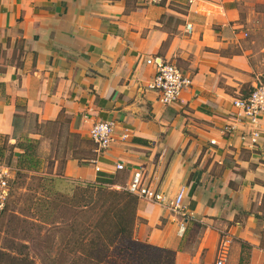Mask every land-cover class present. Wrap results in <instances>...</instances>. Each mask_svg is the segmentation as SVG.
<instances>
[{"label":"crops","instance_id":"0c3cea01","mask_svg":"<svg viewBox=\"0 0 264 264\" xmlns=\"http://www.w3.org/2000/svg\"><path fill=\"white\" fill-rule=\"evenodd\" d=\"M210 3L0 0V161L9 166L11 152L17 167L32 157L22 141L42 150L48 124L67 123L71 152L72 137L86 145L68 155L51 143L53 173L66 158L67 177L118 184L123 173L125 187L141 170L164 193V201L137 196L136 239L174 249L175 264H214L221 235L230 234L228 264H243L246 248L248 264H264V118L256 146L241 129L224 131L229 123L249 130L232 117L249 64L234 26ZM154 57L193 76L170 105L149 86ZM99 120L116 123L114 141L98 156L101 170L80 158Z\"/></svg>","mask_w":264,"mask_h":264},{"label":"rangeland","instance_id":"374dc122","mask_svg":"<svg viewBox=\"0 0 264 264\" xmlns=\"http://www.w3.org/2000/svg\"><path fill=\"white\" fill-rule=\"evenodd\" d=\"M210 1H212L210 4L213 10L219 15H223L226 20L228 19L227 21L230 22L231 26H234L238 33L240 39L239 52L247 57L249 64V79L244 84V94H246L258 82L264 83V0ZM48 125L46 134L49 141L41 145L42 150H39L40 143L22 141L25 146L28 144L33 145V149H31L33 158L24 159L23 163L20 158L17 167L10 165L8 158H11V152L8 154V160L5 159L11 167L10 172L13 176V189L8 201V203L10 202L9 210L6 214L11 209L12 213L18 212L23 220L19 222L16 232L5 233L11 212L4 216L0 246L8 247L7 249L12 250L17 257L26 255L31 257L35 264H71L75 254L67 249L70 245L69 237L72 233L70 223L73 220L75 221L77 217V227L80 228L81 212L73 214L74 211H66L68 207L62 205L68 197L66 193L63 191V194L51 192V181L40 175L59 174L65 176L63 161L66 158H60L56 173L51 170V143L52 148L58 152L60 148H62V153L65 152L63 151L65 148V153L68 155H71V153L79 155V151L86 144L80 142L78 138L72 137L71 142H69L73 146L71 152L67 147L70 134L68 124L63 123L62 126L58 124ZM19 166L21 169H18ZM115 179L118 184H111L112 188L123 189V187H119V183L125 182L123 173H117ZM10 240L16 242L14 248H11ZM23 244H27V247H20ZM116 248L114 245L112 250L117 251ZM76 250H81V248H75ZM249 252V248H246L245 256L242 257L245 260L243 264L249 263ZM228 260L226 264H228ZM79 264H83V262L81 261ZM197 264H206V262L201 261Z\"/></svg>","mask_w":264,"mask_h":264},{"label":"trees","instance_id":"16d2710c","mask_svg":"<svg viewBox=\"0 0 264 264\" xmlns=\"http://www.w3.org/2000/svg\"><path fill=\"white\" fill-rule=\"evenodd\" d=\"M250 90L244 95H247ZM87 143V152H83L84 156L80 158L89 161L93 156L94 144L90 140ZM25 148V153L28 151L29 155H32L28 159L33 158L31 150L33 145L28 144ZM40 176L51 181V192L66 193L68 197L62 204L63 207H68L66 211H74L73 214L81 212L80 228L77 227V217L70 223L72 233L67 249L75 254L71 264H79L81 261L83 264H175L174 249L142 242L135 238L139 200L136 195L124 188H112L110 183L104 181H87L59 174ZM9 204L10 202L0 214V235L3 232L4 216L11 212L10 209V212L6 214ZM10 215L5 233L16 232L19 222L23 220L18 212H11ZM10 243L11 248H14L16 242L10 240ZM114 245L117 251L112 250ZM20 247H27V244ZM7 248L0 246V264H35L31 257L27 255L17 257ZM75 248H81V250L75 251ZM113 259L116 260L113 261Z\"/></svg>","mask_w":264,"mask_h":264},{"label":"built area","instance_id":"2783aa9c","mask_svg":"<svg viewBox=\"0 0 264 264\" xmlns=\"http://www.w3.org/2000/svg\"><path fill=\"white\" fill-rule=\"evenodd\" d=\"M149 3L159 4L164 0H146ZM187 30L192 31V23H187ZM148 63L155 65L156 73L150 87L158 90L159 99L162 103L170 105L176 102L182 92L193 84V76L185 72L180 66L172 61L163 60L161 57L148 58ZM233 104L236 111L232 114L235 121L248 125L249 130H245L238 123H229L225 126L226 133L234 131L239 132L242 139L249 138L250 146H256L261 137V124L264 118V83L258 82L247 95H242L234 99ZM116 123L113 120H99L93 124L90 129V138L93 141V156L89 159V163L94 164L97 170H101L98 165L99 154L107 149L114 141ZM127 134H124L126 137ZM214 143V140H211ZM118 170H124L125 165L117 163ZM13 176L10 167L0 161V213L6 207L11 191L13 189ZM130 193L145 197L152 200L164 201L163 192L156 190L147 181L146 176L141 170H136L130 177V180L123 187ZM185 195V189L181 188L176 197L172 200L171 205L175 210H180L182 200ZM234 238L230 234H223L219 240L216 255V264H226Z\"/></svg>","mask_w":264,"mask_h":264}]
</instances>
